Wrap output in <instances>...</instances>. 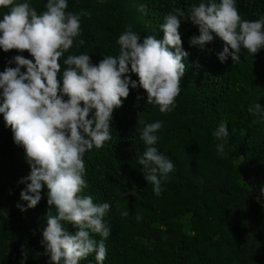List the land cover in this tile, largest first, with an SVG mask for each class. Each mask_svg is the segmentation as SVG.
<instances>
[{
  "label": "trees",
  "instance_id": "trees-1",
  "mask_svg": "<svg viewBox=\"0 0 264 264\" xmlns=\"http://www.w3.org/2000/svg\"><path fill=\"white\" fill-rule=\"evenodd\" d=\"M16 2H28L41 14L47 0ZM67 2V12L91 17L81 16V35L61 58V74L67 55L88 53L94 64L104 56L118 55V37L129 26L141 42L148 35L162 39L160 25L174 7L187 13L202 0ZM141 5L144 11L139 10ZM236 6L242 19L264 17V0H236ZM9 10L0 7V19ZM179 32L189 55L174 109L161 113L158 105L146 102L142 87L129 85V96L112 114V140L84 156L87 187L81 195L111 205L103 218L110 227L104 264H264V116L248 111L256 103L264 109V47L255 54L242 48L239 62L229 57L222 63L217 56L224 46L220 38L214 37L201 50L189 43L199 35L198 26L182 20ZM80 39L85 44L77 47ZM15 55L33 59L27 51L0 49V71L16 66L8 63ZM130 75L138 81L135 73ZM138 114L145 123L163 122L154 146L174 164L159 196L138 164V154L145 150ZM221 122L229 131L224 155L217 152L213 135ZM29 174L24 149L14 143L0 113V264H21L22 246L28 254L24 264H49L41 244L50 208L47 186L35 208L17 207L27 204L20 197L26 184L19 181ZM133 185L137 196L131 194ZM51 213L56 214L55 207ZM64 227L75 231L70 223ZM92 238L103 239L99 234ZM89 262L96 264L95 253L80 264Z\"/></svg>",
  "mask_w": 264,
  "mask_h": 264
},
{
  "label": "clouds",
  "instance_id": "clouds-1",
  "mask_svg": "<svg viewBox=\"0 0 264 264\" xmlns=\"http://www.w3.org/2000/svg\"><path fill=\"white\" fill-rule=\"evenodd\" d=\"M0 7L10 9L0 19V49L6 53L27 51L33 58L15 55L8 63L16 66L0 71V113L30 166V174L19 181L26 184L20 197L27 204L18 203L17 207L21 211L35 208L46 185L50 208L41 244L44 254L50 257L49 264H80L92 253L96 264H104L110 227L103 218L111 205L96 204L90 195H81L87 187L84 156L93 147L102 148L112 140V114L129 96V85L133 89L142 87L147 93L146 102L158 105L161 113L172 111L189 55L182 47L181 21L190 20L199 28V35L190 38V45L203 50L218 37L224 42L217 53L219 60L223 63L231 57L234 63L240 61L242 48L255 54L264 47V17L242 19L236 0H202L191 5L187 13L174 7L160 25L162 39L148 35L141 42L139 33L129 26L118 37V55L104 56L94 64L88 53L70 54L63 60L66 67L61 74V58L81 35V16L90 18L91 14L67 12V0H47L41 14L28 2L0 0ZM139 10L144 11L145 6ZM84 44L85 40L80 39L76 46ZM130 73H135L138 81ZM140 99L137 96V101ZM248 111L264 116L259 103ZM137 123L142 125L140 138L145 145L143 154H138V164L159 196L162 183L174 170L173 162L154 146L163 122L145 123L138 114ZM213 135L218 141L217 152L224 155L229 139L226 122H221ZM131 194L137 196L135 185ZM53 207L56 214L51 213ZM122 214L127 216L128 212ZM65 223L72 224L75 231L66 230ZM92 234L103 239L97 241ZM27 255L22 246L21 264Z\"/></svg>",
  "mask_w": 264,
  "mask_h": 264
}]
</instances>
